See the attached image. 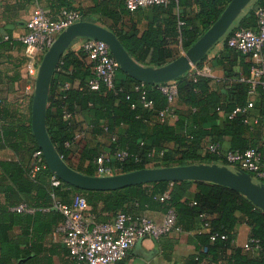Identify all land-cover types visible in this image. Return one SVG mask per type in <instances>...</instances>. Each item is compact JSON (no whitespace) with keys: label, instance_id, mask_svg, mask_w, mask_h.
<instances>
[{"label":"trees","instance_id":"1","mask_svg":"<svg viewBox=\"0 0 264 264\" xmlns=\"http://www.w3.org/2000/svg\"><path fill=\"white\" fill-rule=\"evenodd\" d=\"M230 1L170 0L167 5L130 13L125 8V0H103L94 2L87 12L109 23L107 28L136 63L159 68L192 47L218 20ZM259 8H264V0H254L246 13L232 23L217 42L223 44L217 56L208 60L206 54L195 64L201 68L214 62V66L222 69L221 80L201 75L190 77L188 73L174 80L177 96L173 103L174 118L169 122L161 123L158 119L167 106L159 90L163 83L144 84L146 98L153 103V108L146 110L134 91L140 82L118 69L117 73L124 79L115 78L114 90L103 86L91 90L88 81L92 78V64L82 50H67L52 75L46 105V130L58 155L72 170L93 177L94 160L100 154L81 146L88 134L110 135L115 139L111 141L110 153L126 150L140 159L137 163L110 159L108 167L112 175L194 164L227 167L224 155L228 151L258 148L264 153V139L260 144L248 140L249 133L264 124V93L258 87L255 94H248L249 85L241 81L249 77L248 56L226 43L235 30L256 29L255 11ZM78 12L81 21L94 23L86 18L84 10ZM142 17L146 25L140 30L137 21ZM248 102L253 107L247 114L227 119L228 114ZM175 103L186 110L178 109ZM220 111L224 114L222 126L205 127L218 119ZM64 113L69 114L67 120L63 118ZM246 118L256 119L257 124L245 123ZM2 121L5 118L0 112V145L8 138L19 139L18 145L10 146L20 156L13 162H0V264H41V254L48 253L47 240L65 221L52 209L53 202L70 205L77 195L86 199L90 214L100 223L111 222L119 213L137 217L143 216L145 210L163 214L173 210L174 227L182 233H194L191 242L196 253L184 264H264V212L240 193L222 185L197 181L142 184L110 192L83 191L62 182L55 189L50 185L52 173L47 168L31 177L32 156L39 151L31 127L25 128L17 120L18 125L9 128L6 126L9 123ZM120 129L123 130L118 133ZM77 134H82V138L74 140ZM225 138L229 139V147L223 151L221 144ZM211 144L220 146L218 154L207 151ZM21 203L50 210L32 215L11 211ZM241 223L249 227V239L258 241V250L245 251L232 246ZM213 234L224 235L226 239L211 241Z\"/></svg>","mask_w":264,"mask_h":264},{"label":"built area","instance_id":"2","mask_svg":"<svg viewBox=\"0 0 264 264\" xmlns=\"http://www.w3.org/2000/svg\"><path fill=\"white\" fill-rule=\"evenodd\" d=\"M169 1L125 0V8L128 12L133 13L140 9L167 5ZM255 15L257 18L255 30H235L226 42L229 48L248 56V61L251 63L249 77L247 79L242 78L241 81L249 85V95L255 94L258 87L264 93V8L257 9ZM80 21L81 15L76 9H61L55 18H50L38 5L34 8L25 25L26 32L19 39L24 49V55L28 60V70L31 75L37 76L42 58L57 36L69 26ZM221 45L223 44L221 43ZM82 51L92 64V78L88 81V87L94 91L101 86L114 90V81L119 66L110 54L107 45L102 41L85 38ZM188 74L190 77L194 75L209 76V68L207 65L201 68L193 66ZM67 87L68 84H65L64 88ZM159 90L166 98L167 106L159 113L158 119L161 123L169 122L174 118L173 103L177 96L176 84L174 81L163 83ZM134 91L139 94V104L142 108L151 110L153 103L146 98L144 84L135 86ZM252 107L253 103L248 102L245 107L236 108L228 114L227 119L231 120L237 114L245 115ZM219 114L223 113L220 111ZM63 118L67 120L69 114L64 113ZM244 122L257 124L256 119L246 118ZM80 138H82V134H77L74 140ZM114 140V138L111 139L112 142ZM262 147L264 148V144ZM207 151L218 154L220 146L211 144L207 147ZM150 156L151 154H148V157ZM32 158L31 177L40 170L47 168L40 150L34 152ZM110 159L119 163L128 160H133L135 163L140 161L137 156L126 150L116 149L109 155L101 154L94 160L96 177L112 176V170L108 167ZM224 159L228 165L234 166L237 172L251 175L253 180L264 186V156L260 149L251 148L243 152L228 151L224 155ZM61 184L62 181L52 174L50 178L51 187L57 189ZM159 200L163 201L162 198ZM52 209H56L64 217V224L57 230L61 234V242L68 250L74 264H120L132 246L139 240L145 238L158 240L168 236L173 231L179 232V229L174 227L176 215L173 210L164 214L160 222H155L145 216L135 217L128 213H119L111 222L100 223L90 214L86 199L79 195L72 199L70 205H63L54 201ZM49 210L50 208H33L25 203L11 208L12 212L26 215H32L39 211L48 212ZM217 238L225 240L226 236L213 234L210 237L211 241ZM242 248L245 251H256L258 250V241L248 239Z\"/></svg>","mask_w":264,"mask_h":264},{"label":"water","instance_id":"3","mask_svg":"<svg viewBox=\"0 0 264 264\" xmlns=\"http://www.w3.org/2000/svg\"><path fill=\"white\" fill-rule=\"evenodd\" d=\"M251 0H231L218 20L180 57L165 66L144 67L124 50L116 36L98 24L80 21L61 32L44 54L38 67L31 106V130L42 152L47 169L64 184L83 191L110 192L142 184L159 182L197 181L228 187L247 198L264 212V186L252 182L243 172L234 173L225 166L194 164L170 168L143 169L104 177L85 176L72 170L58 155L46 130V105L52 75L60 60L77 38L104 42L119 70L130 78L147 85L176 80L188 73L197 62L225 35ZM22 264V262H18Z\"/></svg>","mask_w":264,"mask_h":264},{"label":"crops","instance_id":"4","mask_svg":"<svg viewBox=\"0 0 264 264\" xmlns=\"http://www.w3.org/2000/svg\"><path fill=\"white\" fill-rule=\"evenodd\" d=\"M100 1L103 0H0V112L1 116L5 118V122L2 121L3 124L9 123L6 126L14 128L15 125H18L15 124L18 120L19 124L25 128L28 125L31 127V106L36 76L29 73L28 60L24 55V49L19 39L26 32L25 25L30 19L34 8L38 5L50 18H55L58 12L67 6L78 11L84 10L87 19L93 21L94 24L107 28L109 23L106 20L100 18L99 15L87 12L88 9L94 6V2ZM137 24L138 28L143 30L146 21L142 17L137 21ZM83 42V38H77L69 45L67 50L78 52L82 50ZM212 48L213 50L207 54L208 60H211L222 51L221 42L216 43ZM212 63L213 65H207L209 68L208 77L219 81L223 77L222 69L214 66V62ZM116 79L122 80L124 76L117 73ZM219 87L221 88V83ZM174 106L177 107L176 103ZM177 108L186 110L182 106ZM223 120L224 115L218 114V119L206 124L205 127L222 126ZM122 130H118V133H121ZM263 139L264 124L256 127L248 135V140L258 144ZM19 143L20 140L14 138H8L6 142H3V145H0V162L16 161L20 154L16 153L10 144L14 146ZM81 146L94 150L100 155H109L111 138L110 135L104 133L88 134ZM228 147L229 139L225 138L221 148L225 151ZM192 192L193 190L190 191V193ZM141 215L155 222H160L164 214L160 211L145 210ZM249 233L247 225L243 223L238 225L232 246L242 248L249 239ZM193 235V232L186 234L173 231L168 236L158 240L152 238L139 240L132 246L120 264H184L189 257L196 253L191 242ZM46 246L48 253L47 255L46 253L41 254V264H72L61 242V234L57 229L47 240Z\"/></svg>","mask_w":264,"mask_h":264},{"label":"rangeland","instance_id":"5","mask_svg":"<svg viewBox=\"0 0 264 264\" xmlns=\"http://www.w3.org/2000/svg\"><path fill=\"white\" fill-rule=\"evenodd\" d=\"M252 2H253V1H250V3L246 6V8H245V9L243 10V12L241 13V16L244 15V14L246 13V10L249 9V8L251 7ZM212 50H213V48H211V49L207 52V54H209ZM227 168H228L230 171H232V172H234V173H237V171H236V169H235L234 166H232V165H228ZM249 176L251 177V180H252L253 183L258 184L255 180H253V177H252L251 175H249ZM258 185H260V184H258Z\"/></svg>","mask_w":264,"mask_h":264}]
</instances>
